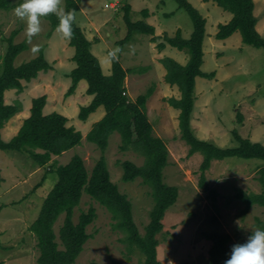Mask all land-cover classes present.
<instances>
[{
  "label": "trees",
  "instance_id": "16d2710c",
  "mask_svg": "<svg viewBox=\"0 0 264 264\" xmlns=\"http://www.w3.org/2000/svg\"><path fill=\"white\" fill-rule=\"evenodd\" d=\"M174 1L178 3L179 9L189 13L195 30L190 40H184L180 33L175 38H167L170 45L182 51L186 50L190 55V61L186 67L179 66L173 60H164L169 71L167 81H172V77H176L175 83L182 91L181 99L171 100V105L181 111L179 129L181 139L190 147L188 157L196 154L203 156L200 167L202 173L200 187L209 190L206 185V172L211 169L214 161L238 158L264 162V146L243 139L236 131L233 132V137L238 146L228 149L200 141L193 134L191 116L195 103L196 78L213 79L215 74H204L201 70L206 20L188 0ZM213 1L233 14L230 23L219 27L217 39L225 40L239 32L245 45L264 50V38L257 30L258 19L254 14V0ZM81 3L82 0H65L64 13L70 12L74 17L71 25L72 36L67 39L70 41V46L76 50L73 61L77 64V68L69 76L72 86L66 96H72L79 83L86 81L87 94L94 99L90 106L81 108L79 119L86 121L100 107L105 108L106 117L96 124L87 136V141L97 145L103 156L97 161L92 172L87 170L85 160L80 156H75L68 165L55 169L59 178L58 182L45 199L37 220L30 228L38 242L40 252L38 264H75L84 251L85 245L92 238L87 229L98 216L97 210L90 208L87 212L81 213L78 223L75 222V209L80 205L85 193L112 215L115 229L126 235L130 248L137 247L141 250L145 256L143 264H162L158 258L160 244L158 236L164 230V219L168 211L179 198V188L166 184L164 179V170L169 164V150L166 143L154 135L153 127L145 112L150 96H140L136 103H132L124 95L128 72L124 70L119 60L112 56L113 73L111 76L103 74L99 60L91 52V42L76 23ZM13 8L14 6L8 0H0V10L11 11ZM130 10L129 5L123 8L128 35L120 43L121 45L127 43L135 33L155 35V30L144 20L132 22ZM148 14L147 10L143 11V18H147ZM43 18L50 22L51 32L57 29L60 21L56 13H49ZM18 35L19 30L14 31L8 38L0 37V43L8 44L0 76V152L26 155L36 166L43 168L47 167L54 157L81 146L83 135L74 127L67 126L68 119L65 116L58 113L44 115L47 97L42 96L33 100L31 116L24 121L18 134L11 141L4 142L2 130L23 109L20 101L7 105L5 93L10 90H16L18 94L23 93L25 90L23 82L30 83L37 79L40 73H48L53 69L42 53L28 63L16 66L15 62L19 55L29 49L27 42L15 44L14 41ZM153 40L156 41V38ZM115 133L121 135L122 151H135L142 154L146 160L145 165L141 167L131 161L121 163L124 171L122 180L125 183L141 178L143 184L152 190L154 207L150 212V222L145 227L144 236L140 234L135 223L131 201L112 182L104 156L110 145V138ZM54 165L56 163L52 164ZM49 172L52 170L50 169ZM256 180L261 186V193L248 194L241 189L235 191V199L245 205V211L255 205L264 209V163L257 171ZM211 198L214 200L215 196ZM62 216L65 217L64 223L57 235L55 225ZM258 226L261 230L264 229V221L258 220ZM207 238L211 241L208 251L209 264H224L225 260L230 258L228 244L231 237L215 233L208 235ZM112 264L121 263L114 261Z\"/></svg>",
  "mask_w": 264,
  "mask_h": 264
},
{
  "label": "rangeland",
  "instance_id": "374dc122",
  "mask_svg": "<svg viewBox=\"0 0 264 264\" xmlns=\"http://www.w3.org/2000/svg\"><path fill=\"white\" fill-rule=\"evenodd\" d=\"M116 1L85 0V2L92 4L90 15L93 19H99V26L104 22V18L112 19L111 25H109L111 28L108 31H113L110 41L115 53V43L128 35V27L124 20L125 13L120 10L122 6L120 7V4L110 5ZM18 2L15 0V4ZM20 2H24V0ZM119 2L125 6L130 5V3L133 5V7L130 6V8L132 7L130 10L132 22L142 21L143 11L160 8L166 14H172L168 19L170 27H174L177 21L185 26L187 31L195 30L189 13L184 9H179L178 3L174 0H119ZM256 2L258 6L256 18L260 20L258 30L264 35V0H256ZM17 7L15 5L11 11L0 10V37L8 38L14 31L18 30L19 35L21 34L25 20H21L16 15L15 9ZM59 7L65 10V0H59ZM78 14L80 16V13ZM42 18H39V23H42ZM113 25H116L118 29L113 30ZM50 30L52 31L49 28ZM46 32L48 31L45 30ZM103 32L105 33V30ZM187 33L189 34L188 37H192L190 32ZM19 35L15 38V44L27 42L29 46L30 39H27L28 37L25 39L23 35ZM44 46V43H39L33 46L29 52H24L18 63L15 62L16 66L30 62L41 53L45 56ZM98 47L107 51L104 43ZM7 50L8 44L6 42L0 43V76ZM241 57L249 64L248 72L251 76L245 80L242 77L239 79L248 83V78H253L257 84L256 99L260 101L255 105V101L253 102L252 99L251 108L255 105L257 112L254 119L259 125L256 130H259L264 136V50L248 46ZM57 80L58 78L55 79V81ZM236 86L238 85L234 81L227 84L229 94L226 102L221 101L219 94L211 95L214 106L224 104V108L221 110L215 107V115L222 113V116H217L222 121L219 120L218 123L222 124L226 130L232 129V132L236 130L240 132L236 116L239 120V116L244 112V106H239L238 114L233 110L238 105L240 98L244 97V91L235 92ZM70 88L66 89L63 94L60 91L58 95H54L56 100L52 104L54 108L60 105L61 101H66L68 98L66 94ZM158 92V85L155 81L152 86L143 90L141 96H150L155 93L154 98ZM21 98L22 96L17 92L11 94L10 91L6 103L14 104L17 99L21 100ZM25 100L27 99L24 97ZM88 106L90 104H85L81 108ZM206 126L207 128L210 126L211 129L215 128L212 117H209ZM232 132L225 149L238 146ZM174 136L172 134L171 139H174ZM179 137L181 138L180 134L175 138L178 139ZM3 140L6 143L11 141L6 136ZM121 140V135L120 139L112 137L104 156L111 174V180L118 186L120 192L131 201L135 223L140 234L144 236L145 227L150 222V212L154 207L152 190L143 184L141 178L131 183H125L122 180L124 171L121 163L131 161L141 167L145 165L146 160L142 154L135 151H128V153L122 151ZM260 142L264 144V138ZM189 150L190 147L186 142L177 143L176 150L173 152L169 150V164L164 170L165 183L179 188V198L177 203L168 211L164 219V230L158 236L160 242L158 258L162 264H209L208 251L211 241L207 238L208 235L218 233L230 236L231 241L228 244L230 255L234 245L246 243L253 232L261 230L258 226V220L264 221L263 208L255 205L245 211V205L235 199L237 189L248 194L261 193L262 189L256 178L257 171L262 167L263 161L231 158L215 162L211 169L206 172V185L209 190H205L200 187L202 174L200 167L203 156L196 154L189 158ZM75 156L82 157L85 160L87 170L92 172L103 153L97 145L85 141L80 149L75 148L68 154L61 155L60 162H54L52 159L47 167L39 168L26 155L15 152H0V264H38L40 256L38 242L30 228L37 220L45 199L58 182L59 178L55 169L59 166L68 165ZM53 163L56 165L52 166ZM50 169L52 172H49ZM213 195L215 196L214 200L211 198ZM90 208H95L98 216L96 221L87 229L92 238L85 245L84 251L75 264H91L93 262L112 264L114 261L121 264H143L145 256L141 250L137 247L130 248L126 241V235L115 229L112 215L86 193L83 195L80 205L75 209V222L78 223L81 213L87 212ZM64 218V216L60 217L55 225L57 235L63 226Z\"/></svg>",
  "mask_w": 264,
  "mask_h": 264
},
{
  "label": "crops",
  "instance_id": "0c3cea01",
  "mask_svg": "<svg viewBox=\"0 0 264 264\" xmlns=\"http://www.w3.org/2000/svg\"><path fill=\"white\" fill-rule=\"evenodd\" d=\"M8 1L11 5H16V7L23 3L20 2L21 0H16L19 1L18 4H15V0ZM188 2L206 20V35L203 43L204 57L201 70L204 74H215L213 79L204 77L196 78L194 93L195 103L191 116V129L195 137L200 141L214 144L219 148H226V144L230 141L229 135L232 129L226 130L222 124L218 123L220 120L218 117L222 116V113L215 115V107L221 110L224 108V104H217V106H214L211 95L219 94L221 101L226 102L229 94L227 84L234 81V83L238 85L235 88V92L239 93L244 91V97L240 98L238 105L233 109L238 114L240 110L239 106H244V112L240 115V121L236 116V121L240 130V132L237 130L236 132H238L243 139L264 146V144L260 142L264 136L259 130H256V127L259 125L256 124V119H254L257 112L255 110V105L260 101L256 99L257 84H255L253 78H248V83H246V81H240L239 79L242 77L245 80L247 77L251 76L248 72L249 64H247L245 59H241L248 45L243 43L242 35L239 32L234 33L225 40H219L216 37L219 33V27L230 23L233 19V14L224 11L213 0L208 2L205 0H188ZM254 3V14L257 17L256 11L258 6L256 0H254ZM119 4L120 7L122 6L120 10H123L125 5L121 4L119 0L110 5ZM129 6L133 7L131 3ZM92 7L91 3L82 0L79 12L80 16L79 14L77 15L76 22L83 30L86 38L91 42V52L99 60L103 74L105 76L112 75V56L116 57L124 70L128 72L125 80V96L132 103H136L138 98L143 94V90H146L148 86H152L155 81L157 82L159 92L156 93L154 98L153 95L155 93L150 95L145 112L153 127L154 135L167 143L168 150L173 152L176 150L177 143H183V140L180 137L178 139L175 138L180 134L179 116L181 111L171 105V100H180L182 91L179 85L175 83L177 82L176 77H172V81H167L169 71L164 64V60H173L179 66L186 67L190 61V55L188 51H182L170 45L167 42V38H175L176 35L180 33L184 40H190L191 37H188L189 34L187 32H190L192 36L194 31H187L185 26H182V24L177 21L174 27H170L168 19L172 14H166L160 8L150 11L147 10L149 14L147 18H143V20L148 26L155 30V35L149 36L135 33L127 43L121 45L120 43L126 38V35L123 39L115 43L114 47L116 53L118 51L116 54L112 50V43L110 41L113 31H108L111 28L109 25H111L112 19L104 18V22L99 26V19H93L90 15ZM59 10H63L62 7H59L58 11ZM63 12H65V10H63ZM48 24V20L42 18V23H39V32L29 38L26 32L27 22L25 20L24 27L19 35H23L25 39L27 37V39H30L29 49L25 51V53L29 52L33 46L44 43L45 58L53 69L48 73H40L39 77L30 83L23 82L25 90L23 93L19 94L22 96L21 100L17 99L22 103L23 109L4 127L2 130V138L4 139L6 136L8 140H12L18 134L24 121L30 118L32 101L40 96H46L47 104L44 109V115L58 113L65 116L68 119L67 126L74 127L83 135L82 145L77 147L80 149L84 142L87 141L88 134L93 130L96 124L106 117L107 112L104 107H100L96 112L92 113L86 121H81L79 119L81 106L91 104L94 99L93 96L87 94L88 84L86 81H81L75 93L68 97L66 101H61L60 105L55 108L53 107L52 104L56 101L54 95H58L60 91L61 94H63L66 89L72 86V80L69 76L72 71L77 68V64L73 61L76 50L74 47L70 46V41L64 38L62 33L58 32L57 29L53 32H51V30L49 31L51 25ZM259 25L260 20H258L257 30L259 29ZM116 29H118V27L113 25V30ZM45 30L48 32L45 33ZM103 30H105V33ZM49 34H51V36H49ZM261 36L264 37L263 34H261ZM153 38H156V41H154ZM102 43L106 45L107 51L101 50V48L99 49L98 46L102 45ZM118 48L120 49L118 50ZM22 54H24V52ZM21 55L17 58L16 63H18ZM20 65L21 64L18 66ZM56 78H58V83L55 81ZM10 91L11 94L17 92L16 90ZM10 91L5 93V103ZM250 96L252 97L250 98ZM24 97L27 100L24 101ZM252 99L253 102L255 101V105L253 104L254 106L251 108ZM261 103H263V101H261ZM6 104L12 105L9 103ZM209 117H212V123L213 126H215L213 129H211L210 126L208 128L206 126ZM172 134L175 135L174 139H171ZM112 137L120 139V134L115 133ZM68 152L64 154H68ZM53 159L54 162H60L61 156L54 157ZM215 162L219 161H214L212 165Z\"/></svg>",
  "mask_w": 264,
  "mask_h": 264
},
{
  "label": "clouds",
  "instance_id": "9594fccd",
  "mask_svg": "<svg viewBox=\"0 0 264 264\" xmlns=\"http://www.w3.org/2000/svg\"><path fill=\"white\" fill-rule=\"evenodd\" d=\"M58 4L59 0H24L15 9L16 15L27 22L26 32L29 38L39 32V18L49 13H56L58 16L60 23L57 31L64 38H71L73 14L58 11ZM224 264H264V229L253 232L246 243L234 245L230 258Z\"/></svg>",
  "mask_w": 264,
  "mask_h": 264
},
{
  "label": "built area",
  "instance_id": "2783aa9c",
  "mask_svg": "<svg viewBox=\"0 0 264 264\" xmlns=\"http://www.w3.org/2000/svg\"><path fill=\"white\" fill-rule=\"evenodd\" d=\"M124 95H125V93H124Z\"/></svg>",
  "mask_w": 264,
  "mask_h": 264
}]
</instances>
